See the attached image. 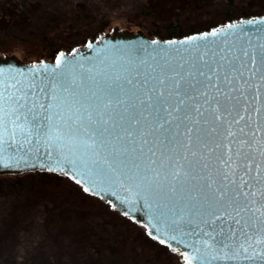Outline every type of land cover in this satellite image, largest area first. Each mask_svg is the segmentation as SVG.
<instances>
[{
	"label": "snow or ice",
	"instance_id": "6c2138e0",
	"mask_svg": "<svg viewBox=\"0 0 264 264\" xmlns=\"http://www.w3.org/2000/svg\"><path fill=\"white\" fill-rule=\"evenodd\" d=\"M93 40L51 64L0 62V168L63 174L142 214L178 264H264V18Z\"/></svg>",
	"mask_w": 264,
	"mask_h": 264
},
{
	"label": "rangeland",
	"instance_id": "374dc122",
	"mask_svg": "<svg viewBox=\"0 0 264 264\" xmlns=\"http://www.w3.org/2000/svg\"><path fill=\"white\" fill-rule=\"evenodd\" d=\"M141 1L98 0V6L112 29L142 31L147 35L149 29L159 30L160 24L124 28L130 17L129 8ZM238 2L245 8L264 10V0ZM197 10L188 16L186 24L221 25L215 8L204 6ZM108 32L111 31L105 33ZM71 34L68 41L83 38L81 31ZM7 40L0 41V48L29 62L37 61L47 50L36 42L26 45L16 39ZM18 179L23 183L22 189L11 188L5 199L0 196V264H177L176 254L143 238L142 225L86 195L74 184L53 178ZM3 180L8 184L15 178Z\"/></svg>",
	"mask_w": 264,
	"mask_h": 264
},
{
	"label": "trees",
	"instance_id": "16d2710c",
	"mask_svg": "<svg viewBox=\"0 0 264 264\" xmlns=\"http://www.w3.org/2000/svg\"><path fill=\"white\" fill-rule=\"evenodd\" d=\"M204 6L219 11L218 19L221 20V25L242 18L264 15L263 9L245 8L238 0H143L129 8L130 19L127 18L124 28H145L149 27L150 22H155L159 23L160 27L159 30L149 29L147 35L150 38L164 40L183 38L185 34L199 33L211 28V25L200 27L186 24L188 16ZM104 16L106 15L100 10L98 0H0V41L16 39L26 42V45L36 42L47 49L37 61H53L54 53L57 51L70 52L72 48L83 46L88 40L97 39L106 31H112L111 23L105 20ZM74 30L81 31L82 40H67L73 35L71 33ZM0 51L1 54L8 53L6 49L0 48ZM25 176L40 180L52 178L55 181L66 180L74 184L64 175L43 171L0 175V196L5 199L7 197L5 193L11 188L15 191L22 189L23 183H20L18 178ZM6 177L15 178V181L5 184L3 179ZM77 187L82 191L79 186ZM105 205L110 207L108 203ZM142 236L146 241L168 250L167 247L152 240L146 229L142 230ZM176 260L178 264V259Z\"/></svg>",
	"mask_w": 264,
	"mask_h": 264
},
{
	"label": "water",
	"instance_id": "95a60500",
	"mask_svg": "<svg viewBox=\"0 0 264 264\" xmlns=\"http://www.w3.org/2000/svg\"><path fill=\"white\" fill-rule=\"evenodd\" d=\"M261 18H264V15L255 16V17H251V18H242V19L243 20H250V19H257V20H259ZM237 21L238 20H235V21H232V22H228V23H233V22H237ZM100 37H106L108 39V41H110V42H115V43H130V44L140 43V42H142L144 40H149V41L150 40H161V41L164 40V39H161V38H150L148 35H146L142 31L133 32V31L126 30V29L120 30L118 27H114L111 32L104 33V34L100 35L96 40H98ZM178 39H182V38H173V40H178ZM88 41H93V43H95V41L93 39H90ZM76 48L79 49L81 52H83L85 54H88V50L85 47V45L79 46V47H76ZM64 52L66 54L69 53L68 51H64ZM42 61H44L46 63H50V64L51 63H54V60L53 61H50V60H42ZM0 62H7V63L13 64V65H17V66H20V67H24V66H31L32 64L38 63L40 61H38V62H29V61H24V60L18 58L14 54H0ZM34 171L49 172L46 169L41 170L39 167H37L35 170L24 169V168H21V169H4V168H0V175H19V174H25V173L34 172ZM51 173H55V172H51ZM55 174H58V173H55ZM58 175H63V174H58ZM102 202L107 203L106 201H102ZM113 202H115V201H113ZM117 207L119 208V205L118 204H117ZM116 212H118L119 214H121L122 216H124L121 211H116ZM134 215H135V221L132 220V219H130V220H132L133 222H136L137 224L143 226L144 220H143L142 214H140V215L134 214Z\"/></svg>",
	"mask_w": 264,
	"mask_h": 264
}]
</instances>
